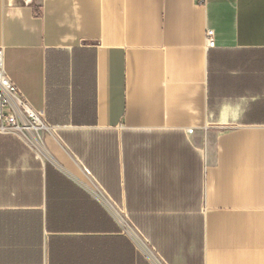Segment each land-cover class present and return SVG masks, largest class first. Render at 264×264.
Masks as SVG:
<instances>
[{
    "label": "crops",
    "instance_id": "crops-1",
    "mask_svg": "<svg viewBox=\"0 0 264 264\" xmlns=\"http://www.w3.org/2000/svg\"><path fill=\"white\" fill-rule=\"evenodd\" d=\"M0 47L51 127L0 133V264H152L84 183L165 264H264V0H0Z\"/></svg>",
    "mask_w": 264,
    "mask_h": 264
},
{
    "label": "built area",
    "instance_id": "built-area-1",
    "mask_svg": "<svg viewBox=\"0 0 264 264\" xmlns=\"http://www.w3.org/2000/svg\"><path fill=\"white\" fill-rule=\"evenodd\" d=\"M206 44L209 47L214 46L211 29L206 31ZM3 56V48L0 47V133L13 134L34 147L36 151L44 152L40 133L50 130L51 127L45 122L43 112L35 109L7 76L3 67ZM83 185L109 210L121 231L137 243L152 264H165L122 209L99 188L87 183Z\"/></svg>",
    "mask_w": 264,
    "mask_h": 264
}]
</instances>
